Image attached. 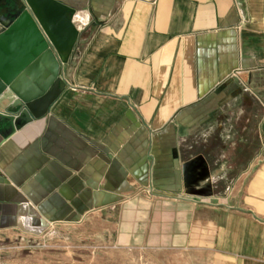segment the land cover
Listing matches in <instances>:
<instances>
[{
	"label": "crops",
	"instance_id": "crops-1",
	"mask_svg": "<svg viewBox=\"0 0 264 264\" xmlns=\"http://www.w3.org/2000/svg\"><path fill=\"white\" fill-rule=\"evenodd\" d=\"M56 1L79 36L48 114L0 132V235L105 216L122 249L264 264V117L262 160L222 195L192 191L181 154L232 80L264 93V0Z\"/></svg>",
	"mask_w": 264,
	"mask_h": 264
},
{
	"label": "rangeland",
	"instance_id": "rangeland-1",
	"mask_svg": "<svg viewBox=\"0 0 264 264\" xmlns=\"http://www.w3.org/2000/svg\"><path fill=\"white\" fill-rule=\"evenodd\" d=\"M263 117L264 93L247 80H232L219 111L182 143L192 191L222 195L248 162L262 160L258 124ZM200 155L211 172L199 169ZM108 222L105 216L90 215L78 223L51 225L38 237L0 235L2 264H188L184 253L115 246Z\"/></svg>",
	"mask_w": 264,
	"mask_h": 264
},
{
	"label": "water",
	"instance_id": "water-1",
	"mask_svg": "<svg viewBox=\"0 0 264 264\" xmlns=\"http://www.w3.org/2000/svg\"><path fill=\"white\" fill-rule=\"evenodd\" d=\"M74 15L56 0H0V132L45 116L65 90Z\"/></svg>",
	"mask_w": 264,
	"mask_h": 264
}]
</instances>
